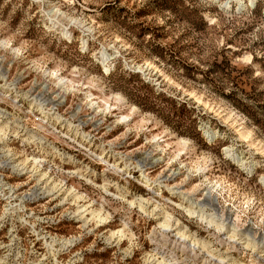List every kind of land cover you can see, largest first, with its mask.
<instances>
[{"label": "rangeland", "instance_id": "374dc122", "mask_svg": "<svg viewBox=\"0 0 264 264\" xmlns=\"http://www.w3.org/2000/svg\"><path fill=\"white\" fill-rule=\"evenodd\" d=\"M0 72V264H264V0H0Z\"/></svg>", "mask_w": 264, "mask_h": 264}, {"label": "bare ground", "instance_id": "6f19581e", "mask_svg": "<svg viewBox=\"0 0 264 264\" xmlns=\"http://www.w3.org/2000/svg\"><path fill=\"white\" fill-rule=\"evenodd\" d=\"M102 60H103V62L105 63V60H106V58H104L103 56H102ZM108 70V68L106 67V65L104 66V71H107ZM0 79L1 80H4L5 78H4V76H3V74L0 72ZM5 81V80H4ZM3 81V82H4ZM6 82V81H5ZM4 82V85L6 84ZM10 85V84H9ZM8 85V86H9ZM12 85V84H11ZM32 100L34 101V103H37V105H40V106H42L43 107V103L42 102H40V101H42V99L41 98H36V97H33L32 98ZM45 105V104H44ZM31 139V138H30ZM35 161V160H34ZM38 161V160H37ZM39 163V162H38ZM36 164V163H35ZM10 165V164H9ZM19 167H20V165L18 164H16V165H14V164H12V166H11V168H13V170L15 169V170H18L19 169ZM22 168V167H21ZM21 168L19 169L20 171H21ZM22 169H24V167L22 168ZM1 176V175H0ZM5 184L4 183H2V180H1V177H0V194H2V193H4V195L7 193V192H5L4 191V189H3V186H4ZM52 190H53V188H52ZM51 191V190H50ZM9 193V192H8ZM34 194V193H33ZM7 198H9V204H11L12 203V193L7 197ZM80 197H78V199H79ZM131 205L132 204H135V202L133 203V202H131L130 203ZM138 207H139V209L140 210H144L143 209V207L147 204V202L145 201V200H138ZM15 207V206H14ZM157 208V206H155L154 207V209L152 210V211H155V209ZM19 211V210H18ZM84 211H86V210H80L79 212L80 213H82V212H84ZM185 211L189 214V215H194L196 212H194L193 210H191V209H187V208H185ZM14 212H16V210L14 211ZM13 212V213H14ZM7 213V212H6ZM198 213V212H197ZM5 214V213H4ZM198 216H199V218L200 219H203V220H206V218H204L203 217V215H199V213H198ZM94 217H96L97 218V221L98 222H100V223H103L104 222V224L106 223V222H108L109 220H108V216H104V214H101L100 212H98V213H96L95 215H94ZM5 218V217H4ZM3 218V219H4ZM81 218H82V216H81ZM80 218V220L82 221V219ZM108 220V221H107ZM207 223L208 224H212V220H209V221H207ZM170 218H169V216L168 215H166L165 216V219H164V221H163V223L161 224V227H163V228H169L170 227ZM177 224V223H176ZM222 227L223 226H219L218 227V230H222ZM175 229H177V228H175ZM178 230H180V229H178ZM117 233H119V231L117 232ZM117 233H112L111 234V236L108 238V242L110 241V239L111 238H114V236L116 235V237L115 238H117L118 236H117ZM122 235H125V234H123V231H120V238H121V236ZM176 235H178V236H180V238H188V237H186V233H184V232H180V231H177V233H176ZM250 235V234H249ZM245 239H247V238H245ZM248 239H249V237H248ZM119 241H120V239H119ZM118 241V242H119ZM248 241V240H247ZM246 241V243H247V245L248 246H252V247H263L264 248V245H262L261 243H258V242H256V241H253V243H249V242H247ZM250 241V240H249ZM260 242V241H259ZM70 243H72V241L71 240H66V242H61L60 244H59V246H61V247H63V248H65L64 246H66L67 244H70ZM193 244H195V245H197V243H193ZM67 247V246H66ZM2 263V262H1ZM155 264H162V260H156V263Z\"/></svg>", "mask_w": 264, "mask_h": 264}]
</instances>
